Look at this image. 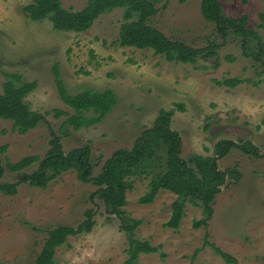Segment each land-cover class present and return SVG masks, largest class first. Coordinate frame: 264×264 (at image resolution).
<instances>
[{"label":"rangeland","instance_id":"374dc122","mask_svg":"<svg viewBox=\"0 0 264 264\" xmlns=\"http://www.w3.org/2000/svg\"><path fill=\"white\" fill-rule=\"evenodd\" d=\"M157 8L151 23L166 37L194 48L209 43L213 25L200 13L201 0H149ZM225 15L248 17V28L264 42V0H218ZM33 0H0V93L5 74H18L22 82L35 81L36 89L25 101L29 108L45 114L46 121L25 135L12 131L11 121L0 119V160L17 162L23 157L43 158L53 134L61 139L64 152L88 146L92 176L117 149H131L135 139L151 127L160 109L184 106L172 117L171 129L182 142L181 158L193 154L212 156L217 141H251L260 157L231 150L217 161L225 170L236 166L242 177L227 182L216 196L207 229L193 228L202 218L201 209L187 204L177 230L163 224L171 214L176 196L160 191L153 203L138 199L149 179L131 178L133 189L126 193V216L140 220L136 237L157 248L141 254L136 264H227L209 247L214 243L239 264H264V70L241 52L239 40L229 37L216 57L195 65L173 63L151 50L121 48L116 44L122 10L100 16L83 33L61 32L49 20L31 21L22 8ZM62 8L80 11L87 0H60ZM93 52L94 58H91ZM233 57L227 60L226 57ZM57 66L67 91L74 95L85 88L111 90L117 104L97 125L73 131L63 126L73 110L58 97L53 68ZM239 79L236 87L216 84ZM46 113H48L46 115ZM66 131V134L62 131ZM3 149V151H1ZM37 163L19 175L30 174ZM19 175L8 171L0 183H14ZM96 190L82 183L74 171L62 173L45 189L21 183L15 196L0 194V262L30 264L40 252L46 231L57 225L76 227L88 209L95 211L90 233L69 237L59 247L53 264H122L127 242L116 217L106 214L103 203L91 198ZM201 249L197 255L194 252Z\"/></svg>","mask_w":264,"mask_h":264},{"label":"trees","instance_id":"16d2710c","mask_svg":"<svg viewBox=\"0 0 264 264\" xmlns=\"http://www.w3.org/2000/svg\"><path fill=\"white\" fill-rule=\"evenodd\" d=\"M117 9L122 10V22L116 39V44L121 48L151 50L153 55L163 57L169 62L190 65H195L199 60L216 57L214 66H217L219 49L226 45L229 37H233L240 41L242 55L259 63L264 70L262 37L257 31L248 28L246 15L239 18L225 15L218 0L200 2L203 20L214 27L213 37L208 44L200 48L168 38L153 26L151 19L157 15V8L149 0H87L86 6L80 11L62 8L60 0H33L23 7L22 11L31 21L49 20L56 31L83 33L88 31L100 16ZM261 20L264 21L263 14ZM90 55L94 58L93 52H90ZM226 58L234 59L231 56ZM52 72L58 97L73 110L72 114L64 111L54 112L57 117L66 115L63 126L71 127L73 131L99 124L117 104V98L111 90L97 91L85 88L72 95L62 82L57 66H54ZM5 77L7 80L3 82L0 93V119L11 121L12 131L25 135L46 121L45 114L31 110L25 101L36 89L37 84L35 81L22 82L18 74H5ZM240 82L242 81L239 79H223L216 81V84L233 88ZM183 110L182 104H176L168 110L160 109L151 127L146 128L135 139L131 149L115 150L96 176H92L94 167L88 146L64 152L61 139L53 134L49 141L50 148L43 158L27 156L17 162L6 161L4 166L0 160V179L6 171L19 175L25 168L37 163L33 172L22 174L23 179L14 183H0V194L15 196L21 183L45 189L62 173L74 171L79 181L91 183L96 187L91 198H98L103 203L106 214L118 219L119 229L124 233L127 242L126 259L122 264H136L139 255L155 253L157 248L136 237V230L141 221L127 217L123 209L127 204L126 193L133 189L134 181L129 179H149L146 192L138 199L139 204L153 203L162 190L176 196L171 203L170 217L163 224L165 228H179L185 206L189 203L201 209L202 213V218L193 222V228L207 229L213 216L215 198L221 188L227 182H239L242 177L236 166L220 170L217 161L235 149L245 155L260 157L258 148L249 140L238 139L235 142L223 139L214 144L212 156L193 154L188 160H184L181 158V138L170 126L175 112ZM62 131L66 134L64 128ZM261 157L264 160V155ZM94 215L95 211L88 209L76 227L57 225L47 230L43 246L30 264H53L57 249L66 244L69 237L92 231L95 225ZM208 237L205 233L204 247L211 248L227 264H239L235 257L207 241ZM200 250L194 252L193 258Z\"/></svg>","mask_w":264,"mask_h":264},{"label":"water","instance_id":"95a60500","mask_svg":"<svg viewBox=\"0 0 264 264\" xmlns=\"http://www.w3.org/2000/svg\"><path fill=\"white\" fill-rule=\"evenodd\" d=\"M24 178V176L23 175H19V179H23Z\"/></svg>","mask_w":264,"mask_h":264}]
</instances>
